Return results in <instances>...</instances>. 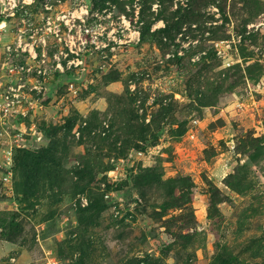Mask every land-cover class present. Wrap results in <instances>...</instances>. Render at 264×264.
I'll return each mask as SVG.
<instances>
[{"label": "rangeland", "instance_id": "1", "mask_svg": "<svg viewBox=\"0 0 264 264\" xmlns=\"http://www.w3.org/2000/svg\"><path fill=\"white\" fill-rule=\"evenodd\" d=\"M6 100L0 264H264V0H0Z\"/></svg>", "mask_w": 264, "mask_h": 264}, {"label": "water", "instance_id": "2", "mask_svg": "<svg viewBox=\"0 0 264 264\" xmlns=\"http://www.w3.org/2000/svg\"><path fill=\"white\" fill-rule=\"evenodd\" d=\"M84 4H85L86 8L88 10H90L91 6H92V0H84ZM165 130H166V126L163 125L159 130L156 131L157 137H161ZM139 204H140V202H139V200H138L136 195H131L129 197V205H130L131 208H135Z\"/></svg>", "mask_w": 264, "mask_h": 264}, {"label": "built area", "instance_id": "3", "mask_svg": "<svg viewBox=\"0 0 264 264\" xmlns=\"http://www.w3.org/2000/svg\"><path fill=\"white\" fill-rule=\"evenodd\" d=\"M78 60V59H77ZM74 63V61H72ZM75 64H78L77 62ZM14 68H10L9 71H13ZM0 110H3L5 113L4 114H7L6 112L10 110V107H9V101L6 100L4 104H2L0 102ZM11 160H12V157H11V148L9 149H5V164L7 166H10L11 165ZM7 179V177H6Z\"/></svg>", "mask_w": 264, "mask_h": 264}, {"label": "trees", "instance_id": "4", "mask_svg": "<svg viewBox=\"0 0 264 264\" xmlns=\"http://www.w3.org/2000/svg\"><path fill=\"white\" fill-rule=\"evenodd\" d=\"M155 135H156V133H155ZM157 136V135H156Z\"/></svg>", "mask_w": 264, "mask_h": 264}]
</instances>
